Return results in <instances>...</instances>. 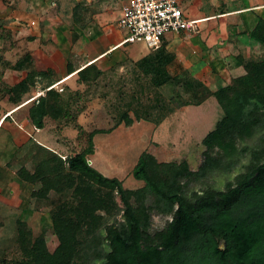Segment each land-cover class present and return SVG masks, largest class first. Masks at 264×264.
<instances>
[{
  "label": "trees",
  "instance_id": "16d2710c",
  "mask_svg": "<svg viewBox=\"0 0 264 264\" xmlns=\"http://www.w3.org/2000/svg\"><path fill=\"white\" fill-rule=\"evenodd\" d=\"M72 20L82 25L76 10ZM250 37L264 51V22L252 29ZM26 60L31 63L28 54L16 66L23 70ZM157 62L167 83L165 60ZM93 65L79 68L76 75ZM245 69V76L212 93L220 115L214 129L201 141L205 151L196 171L186 160L158 162L144 152L131 171L133 179L143 186L125 189L120 180L104 177L87 163L94 152L93 137L111 129L91 132L86 147L65 159L50 151L37 160L32 171L20 168L18 179L36 187L31 199L43 201L50 193L59 199L65 197L48 213L57 246L49 252L43 234L32 239L27 227L33 212L31 203H21L23 211L15 221L13 247L4 250L0 264H264V146L250 152L247 170L224 190L194 195L192 201L182 195L185 184L222 168L223 157L229 160L227 167L231 166L237 141L264 129V56L248 60ZM25 72L8 92L20 99L37 80L47 81L44 95L15 107L19 111L30 105L26 120L35 130H42L47 117L55 120L62 114V107L54 110L60 94L52 88L55 82L49 72ZM75 72L68 70L64 78H72ZM181 86L185 94L192 95L201 84L186 74ZM198 105L196 100H183L176 108ZM121 119L126 127L133 124L127 114ZM214 149L223 156H212ZM152 212L172 216L163 229L153 233Z\"/></svg>",
  "mask_w": 264,
  "mask_h": 264
},
{
  "label": "rangeland",
  "instance_id": "374dc122",
  "mask_svg": "<svg viewBox=\"0 0 264 264\" xmlns=\"http://www.w3.org/2000/svg\"><path fill=\"white\" fill-rule=\"evenodd\" d=\"M127 1L35 0L32 3L33 11L20 0H0V6L4 7L0 9V120L9 116L18 103L44 95L48 89L47 81L39 79L20 99L8 92L25 76V70H37L34 58H31V63L26 60L23 70L16 66L25 54L40 48L39 44L33 47L29 43L33 33L42 37L50 36L54 34L51 30L53 26H63L67 32L75 30L79 33H69V36H79L86 41L90 36L103 34L116 43L125 37V32L118 28L117 22L122 6ZM75 10L80 15L82 25L73 23ZM27 15L36 21L35 29L27 26ZM96 38L93 37L91 42L99 46L102 41ZM166 39L170 37L166 36ZM156 53L147 51L142 44L125 45L83 73L76 75L75 72L72 78L58 86L60 79L63 80L65 76H57L53 79L55 84L52 88L56 86L54 89L60 97L55 101L54 110L59 106L63 112L55 120L51 116L47 117L42 130L16 126L17 130L27 131L28 134L17 135L14 122L26 118L30 105L19 108L5 123H0H3L0 129V259L4 257L6 248L12 249L17 235L15 221L18 217L15 207L10 208L6 204V200L11 197L9 190H14L13 195L17 191L23 193L26 190L23 194L27 196L36 189L26 184L23 189L16 172L22 167L32 171L37 160L51 150L63 158L82 151L86 147L88 135L95 130L111 129L108 134L93 137L96 150L93 156L88 157L93 163L91 167L104 177L120 180L125 189L135 190L143 186L141 181L133 179L131 171L144 152L152 154L158 162L179 163L186 160L192 171L197 170L205 151L201 141L214 129L220 110L214 98H208L199 106L175 111L176 105L183 100H196L195 93L201 90L192 95L184 93L181 85L186 74L190 76L188 73L177 76L168 73L169 78L165 83L163 74H160V66H157V58L154 57L158 56ZM164 53L162 51L159 54L164 57ZM72 56V72L87 63V60L81 62L84 56L77 53ZM29 64L31 66L28 68ZM86 67L88 65L79 70ZM157 82L160 86H156ZM202 94L201 100L205 99V94ZM123 114L133 120L130 127H126L121 119ZM149 123L156 127L155 132L147 136ZM5 131L9 137H6ZM263 146L264 129L237 141V155L230 168L227 167L229 160L223 157L222 168L212 171L199 181L185 184L182 195L192 201L194 195L224 190L227 184L234 183L236 176L247 170L250 152ZM211 155L223 156L217 149ZM3 167L5 171H1ZM63 199L65 197L59 199L50 193L48 199L33 200L31 205L36 212L48 215ZM116 218L120 220L119 215ZM171 218L152 212L150 232L163 229ZM29 221H32V217ZM27 227L31 230L32 239L43 234L36 218ZM44 239L46 244H57L50 228L44 232Z\"/></svg>",
  "mask_w": 264,
  "mask_h": 264
},
{
  "label": "crops",
  "instance_id": "0c3cea01",
  "mask_svg": "<svg viewBox=\"0 0 264 264\" xmlns=\"http://www.w3.org/2000/svg\"><path fill=\"white\" fill-rule=\"evenodd\" d=\"M34 1L35 0H20V2L26 4V7L32 8L33 11L35 10L32 6ZM126 1L127 0H125V2ZM177 1L184 15L190 20L197 21V25L194 31L182 34L178 37L166 35L169 36L170 39L167 40L165 36L160 49L157 50L156 54H158V56L156 55L154 57L165 60V70L167 73L174 76L180 73H188L193 80L201 84L199 89L201 91L196 92L194 96V99H196L200 105L204 100L213 98L212 93L228 85L232 79L245 76V65L248 60L264 56L263 49L250 37L252 29L259 22H264V0ZM3 8L4 7H1L0 9ZM25 17L28 19V21H26L27 26L30 27V29H35L36 21L29 18L28 15ZM53 27L54 28L51 30L54 34H50V36L43 35L42 37L40 34L33 33L29 43H31L33 47L39 44L38 46H40V48L28 54L30 58L36 60V72H49L52 80L62 74L66 76L68 70H73V54L75 55L77 53L81 57L84 56L81 62L87 60V63L81 66L83 68L85 65L89 66L91 63H100L122 47H117V45L123 39L118 42L115 41L116 43H114V39L111 40L109 36L103 34L98 36L95 34L85 41V39L79 36H69V33L72 35L79 34L75 30L67 32L63 26ZM95 36H97L96 39L102 41L99 46L97 43L91 42V39ZM49 44L52 45L49 46ZM147 51L150 50L147 49ZM162 51L165 52L164 57L159 54ZM79 68L75 69V71ZM70 78L71 76L64 78L59 81L57 85L62 84ZM202 93L205 94V99L203 100L200 98L201 95H203ZM207 95L209 96L207 97ZM186 108L187 107H182L175 111L180 112ZM17 110L18 109L13 110L11 114ZM4 118L5 117L0 120V123L3 121V123H5L6 119ZM3 123L0 124V129ZM14 123L15 129L17 128L16 126L23 125L26 129L32 127L27 122L26 118ZM149 124L147 136L150 135L151 132H155L156 127L155 124ZM17 131V135H23L27 132L23 130ZM5 133L6 137H9V133L7 131H5ZM95 150L96 148L94 146V152L91 156L94 155ZM90 162V166H92L93 163L91 159ZM0 166L2 167V165ZM22 185L24 189L25 183H22ZM13 192L14 190H9L11 197L6 200V204L10 208L15 207L17 217H19L23 211V208L20 207L21 203H32L33 200L41 201L31 199L30 194L25 196L23 194L24 192L17 191L15 195H13ZM31 209L33 210L31 215L32 221L33 218H36V221L39 222L41 226V232L44 235L46 230L49 228L51 229L50 221L47 218L48 215L44 212H36L32 205ZM40 209L42 208L40 207ZM32 221H28L27 225ZM46 246L48 251L52 252L57 244H46ZM51 246L53 247L51 248Z\"/></svg>",
  "mask_w": 264,
  "mask_h": 264
},
{
  "label": "built area",
  "instance_id": "2783aa9c",
  "mask_svg": "<svg viewBox=\"0 0 264 264\" xmlns=\"http://www.w3.org/2000/svg\"><path fill=\"white\" fill-rule=\"evenodd\" d=\"M117 25L125 32L117 47L142 44L146 49L155 51L166 35L178 37L190 33L197 21L184 15L177 0H128L122 7Z\"/></svg>",
  "mask_w": 264,
  "mask_h": 264
},
{
  "label": "water",
  "instance_id": "95a60500",
  "mask_svg": "<svg viewBox=\"0 0 264 264\" xmlns=\"http://www.w3.org/2000/svg\"><path fill=\"white\" fill-rule=\"evenodd\" d=\"M87 163H88V165H91V162L90 161H88Z\"/></svg>",
  "mask_w": 264,
  "mask_h": 264
}]
</instances>
